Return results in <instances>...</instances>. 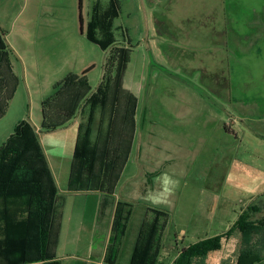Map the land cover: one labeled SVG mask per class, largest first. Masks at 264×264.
<instances>
[{
    "label": "rangeland",
    "instance_id": "1",
    "mask_svg": "<svg viewBox=\"0 0 264 264\" xmlns=\"http://www.w3.org/2000/svg\"><path fill=\"white\" fill-rule=\"evenodd\" d=\"M0 29L18 59L12 96L0 105V146L18 123L27 122L52 168L66 167L64 159L55 166L53 157L59 147L69 149L67 139L80 119L66 131L46 132L40 128L41 104L58 84L89 68L85 78L95 92L108 75L112 50L124 47L131 50L127 78L141 87L138 105L191 104L190 94L204 96L212 87L211 99L226 108L218 116L233 136L241 128L250 147L262 149L250 156L255 163L249 166L248 195L255 190L250 207L264 215V205H256L264 202V131L254 133L264 123V0H0ZM256 167L258 174H252ZM258 241L257 264H264V228ZM237 244L230 241L209 263L238 254ZM56 256L76 264L83 254L68 247Z\"/></svg>",
    "mask_w": 264,
    "mask_h": 264
},
{
    "label": "crops",
    "instance_id": "2",
    "mask_svg": "<svg viewBox=\"0 0 264 264\" xmlns=\"http://www.w3.org/2000/svg\"><path fill=\"white\" fill-rule=\"evenodd\" d=\"M123 88L136 99L134 105L108 104L94 109L83 106L67 124L74 125L80 119V124L74 126L76 131L67 139L69 149L59 147L53 157L55 166L64 159L66 167L54 170L47 160L57 188L56 260L63 262L56 256L58 249L70 247L74 252L82 249L83 256L76 257L75 263L130 264L137 250V264H144V259H140L144 256V243L156 224L149 253L152 264H173L189 246L228 233L248 209H254L252 221L264 219L261 209L250 207L255 190L248 195L249 166L255 163L250 156L262 149L252 143L250 147L241 128L240 134L235 130L233 136L225 118L218 116V110L225 112L226 108L211 99L216 96L211 86L204 96L190 94L191 104L166 107L138 105L141 87L130 82L127 69ZM110 125L111 150L122 149L121 153L110 152L111 160L120 162L125 158L123 167L113 171L112 191H106L105 177L110 171L99 162L80 181L75 179L70 184L77 138L82 139L88 132L90 149L97 145L103 154L109 143ZM261 125L256 129L264 131V123ZM244 127L248 129V125ZM259 130L254 133L262 134ZM234 150L239 151L235 156ZM254 170L252 174H258V168ZM163 173L179 181L170 203L158 207L146 204L140 197L159 187L155 179ZM256 205L263 207L264 202ZM232 234V240L238 241L239 233ZM232 255L238 254L232 252L222 264H234Z\"/></svg>",
    "mask_w": 264,
    "mask_h": 264
},
{
    "label": "trees",
    "instance_id": "3",
    "mask_svg": "<svg viewBox=\"0 0 264 264\" xmlns=\"http://www.w3.org/2000/svg\"><path fill=\"white\" fill-rule=\"evenodd\" d=\"M5 34L0 29V84L2 82V91H5L4 100L0 103L2 106L12 96L15 84L13 64L18 61L4 41ZM130 51L124 47L112 50L108 75L93 93L85 78L91 68L81 76L68 77L58 84L52 96L41 104V130L50 132L66 126L83 106L94 109L108 104L134 105L136 99L123 88ZM111 127L109 143L104 145L103 154L99 153L101 149L97 145L90 149L88 132L82 139L77 138L70 184L75 183V179L80 181L99 162L102 168L110 171L105 177L106 191H112L113 171L123 167L125 158L120 162L111 160L110 152H122L119 147L111 150ZM56 201L57 188L36 133L29 123L20 122L0 146V264H63L54 255L58 234ZM248 211L252 213L251 209ZM250 218V213L243 212L228 233L189 246L173 264H210L216 254L232 241L233 232L239 233L238 255L234 264H257L261 261L257 248L264 221H252ZM155 225H152L150 236L144 243V256L140 258L144 259V264H152L149 253L156 234ZM137 260L136 250L130 264H137Z\"/></svg>",
    "mask_w": 264,
    "mask_h": 264
},
{
    "label": "clouds",
    "instance_id": "4",
    "mask_svg": "<svg viewBox=\"0 0 264 264\" xmlns=\"http://www.w3.org/2000/svg\"><path fill=\"white\" fill-rule=\"evenodd\" d=\"M155 183L159 186L156 190H148L140 198L146 204L151 206H161L170 203V197L174 195L175 188L179 181L173 175L163 173L155 179Z\"/></svg>",
    "mask_w": 264,
    "mask_h": 264
},
{
    "label": "water",
    "instance_id": "5",
    "mask_svg": "<svg viewBox=\"0 0 264 264\" xmlns=\"http://www.w3.org/2000/svg\"><path fill=\"white\" fill-rule=\"evenodd\" d=\"M79 9H80V6H79ZM79 22H80V26H81V18L79 17Z\"/></svg>",
    "mask_w": 264,
    "mask_h": 264
}]
</instances>
